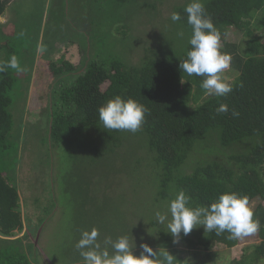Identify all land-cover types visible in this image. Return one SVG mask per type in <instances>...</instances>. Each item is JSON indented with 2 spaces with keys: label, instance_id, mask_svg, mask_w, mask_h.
I'll use <instances>...</instances> for the list:
<instances>
[{
  "label": "trees",
  "instance_id": "1",
  "mask_svg": "<svg viewBox=\"0 0 264 264\" xmlns=\"http://www.w3.org/2000/svg\"><path fill=\"white\" fill-rule=\"evenodd\" d=\"M128 1L131 12L124 18H117L120 15L117 9L124 1L112 9L109 7V14H104L107 16L106 27L112 26L109 28L112 35L105 39V45L109 41L121 45L123 50L116 48L117 55L109 48L97 50L95 57L84 60L81 67L64 62L62 57L58 59L59 67L56 63L45 64L50 80L44 85L48 91L53 83L54 99L52 102L49 99L53 93L40 97L44 98L43 102L39 100L32 106L35 112L30 117L32 123L26 112L23 135L27 128L33 130L34 118L41 105L46 104L50 108L46 110L42 130L51 146L67 145V159L74 153L76 145L92 152V160L100 172L97 198L107 200L108 204L112 201L105 236H100L103 234L101 219L93 220L94 228L103 240L108 237L115 240L122 235L132 238L130 231L123 229L124 221L114 226L109 223L120 220L116 208L124 195L114 193L112 188L117 186L114 183L121 181L124 190L128 189L131 195L125 200L129 222L143 219L144 226L149 227L145 234L142 227L138 229L140 233L133 249L135 255L140 254V245L146 239L144 244L157 252L166 249L175 256L177 264H189L180 257L179 244L202 251L203 259L198 264H216L215 247L230 250L243 239H233L228 232L217 235L199 226L187 236L181 235L179 243L174 244L166 224L156 222L155 212L167 213L169 200L181 190L191 198L189 207L207 206L220 194L235 192L248 198L253 219L259 221L260 227L247 237L259 242L247 245L239 259L229 260L226 264L264 263V206L261 204L264 201V0H203L206 13L220 33V51L231 56L230 69L235 71V76L229 77L228 82L233 91L219 98L205 93L201 87L202 77L188 76L179 68L190 47L187 42L191 26L184 12L190 0L173 5L172 12H179L181 19L172 22L169 17L164 23L163 34L157 39L158 46L144 48L146 56L138 60V64L133 60L136 63L132 65L129 59H133L131 51L137 45L128 54L124 49L129 41L136 43L130 31L140 21V10L145 9L154 18L155 2L161 5L166 0ZM5 4L0 0V16L5 11ZM112 12L115 13L112 15ZM123 19L126 20L123 25L116 24ZM230 28L242 32L241 43L226 42ZM181 31L183 38L177 36ZM130 37L132 41L128 39ZM80 48L83 51L82 45ZM72 78L70 86H66V81ZM223 79L226 82V78ZM15 81L10 68L0 73V264H42L32 256V248L38 241L39 235L37 239L35 237L40 224L53 210L49 207L52 200L38 211L34 225L26 214V205L15 183V167L10 169L8 163L16 160L19 151L11 114V91ZM117 95L132 98L147 108L145 121L136 133L106 129L100 122L98 107ZM221 103L227 104L229 111L217 114L215 110ZM233 109L238 116H232ZM122 147H126L123 154L120 152ZM117 164L120 166L116 167ZM103 171L107 177L101 179ZM101 185L107 186L103 194H100ZM108 190L111 193L106 197ZM255 201L259 203L254 204ZM98 209V216L106 210L104 206ZM118 226H121V232L116 230ZM79 238L80 235L75 244ZM74 247L65 249L66 264H83ZM101 247L106 246L101 244ZM107 247L111 252L110 246Z\"/></svg>",
  "mask_w": 264,
  "mask_h": 264
},
{
  "label": "rangeland",
  "instance_id": "2",
  "mask_svg": "<svg viewBox=\"0 0 264 264\" xmlns=\"http://www.w3.org/2000/svg\"><path fill=\"white\" fill-rule=\"evenodd\" d=\"M123 1L124 4H121L117 9L120 13V15L117 14V18L121 19L128 12H131L128 0H14L7 11L8 16L14 13L20 17L11 23L14 25L13 37L10 40L12 51L9 52L8 50V53L17 57L20 68H10L16 79L11 91L13 103L11 114L15 122L14 135L17 138L15 145L18 146L19 151L15 161L10 160L8 162L6 159V162L9 163L10 169L14 170L15 167V183L20 197L23 198L26 205V214L34 225L39 217L38 211L52 200L49 207L53 210L50 211V215L46 214L47 218L40 224L35 237L37 239V235H39V238L37 243L34 242L35 248H32V256L42 261V264H66L67 259L64 260L65 249L75 246V242L83 230L90 231L94 228L93 220L95 219H101L100 225L103 234L101 233L100 236H105L104 232L107 231L105 227L108 226L107 220L111 217L109 204L112 201H108V204L107 200L97 198L98 173L100 172L92 160V152L82 150L76 145L73 147L74 153L70 159H67L69 157L67 145L61 143L58 146H51L49 138L44 137L47 134L42 130V124L47 115L48 106L46 104L41 105L34 118L36 125L33 130L27 128L23 135L26 112L28 111V118L35 114L32 106L34 107V104H37L39 100L43 102L44 98L41 99V96L45 97V95L53 93L49 99L51 102L54 99L55 91L51 88L53 83L50 84L48 91L46 90L47 85H44L50 80L46 63L50 65L56 63L59 67L58 59L62 57L64 62L75 67H81L84 60L88 61V58L95 57L97 50L110 48L114 55L118 53L116 48L123 50L121 45L114 44L113 41H109L105 45V39L112 35V31H110L112 26L106 27L107 16L104 15L105 13L109 14V7L112 9L113 6ZM182 1L166 0L161 5L158 1L155 2L157 11L154 18L149 15V11L147 13L145 9L140 10L139 14L142 16L140 21H137L138 25L135 24L137 29L133 25L134 30L130 31L133 38H128L129 40L131 38L136 39V43L129 41L124 49L128 54L132 47L137 45L135 46L136 49L131 51L133 59H129L130 65L146 56L144 48L150 49L158 46L157 39L159 35L163 34L164 23L170 17L173 5L182 3ZM114 13L112 12V15ZM125 21L123 19L116 24L123 25ZM225 40L228 43L239 44L243 40V34L241 31L230 28L226 33ZM38 44L44 45L45 50L43 52L37 53ZM81 45L84 56L80 48ZM75 47H79V51ZM5 54H7V50H3L0 57ZM4 58H0V62ZM234 72L229 67L223 71L222 78H226L228 83L229 77L235 76ZM73 79L67 80L66 86H70ZM63 85L65 84L63 83ZM105 87L106 84L102 86L103 89ZM30 122L32 123V118H30ZM90 134H93V131ZM18 138L21 143H19ZM125 150L126 147L120 148L122 154L125 153ZM119 166V164L116 165V167ZM105 172L109 173L107 169ZM105 172L103 171L104 174L101 173V179L107 177ZM117 176L121 175L118 174ZM114 184L117 185L112 188L115 190L114 193L121 192L124 197L116 208L120 213L118 217L120 220L109 221V223L114 226L117 222L124 221L123 229L129 230L130 236L135 241L140 233L138 229L142 227L145 234L148 226H144L143 219H141L142 221L137 219L134 222H129L130 214L126 211L128 204L125 206V200H129L131 195L128 189L124 190L121 181ZM106 187L100 188V194H103ZM109 192V190L106 192V197L110 195ZM125 196L128 198L126 199ZM257 203L259 202L255 201L254 204ZM261 204L264 206V201ZM100 206H104L106 210L98 216L97 211ZM36 215L37 217H35ZM116 230L121 232V226H118ZM114 235L117 236L118 234ZM147 238H150L149 235ZM241 239L243 240L230 250L222 246L215 247L213 252L215 253L214 261L216 264H226L229 260L239 259L242 250L247 245L258 244L259 242L258 240L254 241L251 237ZM98 242L104 244L103 238L98 239ZM142 242L145 243L146 239H143ZM177 249L181 250L180 257L189 264H198L203 259V255L200 253L202 251L199 249L192 250L185 244H179Z\"/></svg>",
  "mask_w": 264,
  "mask_h": 264
},
{
  "label": "clouds",
  "instance_id": "3",
  "mask_svg": "<svg viewBox=\"0 0 264 264\" xmlns=\"http://www.w3.org/2000/svg\"><path fill=\"white\" fill-rule=\"evenodd\" d=\"M187 23L191 26L190 46L186 57L179 63V68L188 76L202 77L201 87L212 97H225L233 91V86L222 78V73L230 67L231 56L220 51V33L214 26L211 17L206 13L203 0H190L184 8ZM172 22L181 19L180 13L173 11ZM177 36L184 37L178 32ZM37 53L45 50L43 44L37 45ZM19 69L20 64L15 55L8 61L0 62V73L6 69ZM147 108L132 98L124 99L117 95L98 107V118L103 127L110 130H126L136 133L145 121ZM216 113L229 111L228 105L221 103ZM232 116L239 113L233 109ZM190 197L181 190L174 199H170L167 213L155 212L156 222L166 224L167 232L173 237V243H179L181 235L187 236L195 227L203 226L207 232L220 235L228 232L233 239L243 238L256 233L259 221L253 219L254 213L248 206L247 196L235 192L220 194L207 206L189 207ZM98 229L83 230L75 244L76 250L83 259V264H177L175 256L166 249L154 251L142 243L139 255L133 253V238L122 235L113 240L105 238L102 248L98 242ZM110 246L111 252L108 250Z\"/></svg>",
  "mask_w": 264,
  "mask_h": 264
},
{
  "label": "crops",
  "instance_id": "4",
  "mask_svg": "<svg viewBox=\"0 0 264 264\" xmlns=\"http://www.w3.org/2000/svg\"><path fill=\"white\" fill-rule=\"evenodd\" d=\"M2 1H5L6 4H5V11L0 16V54L3 50H7V54L3 55L0 58L5 57L3 60L6 59L8 61V59L12 56L11 53H8V50H9V52L12 51V49L10 47V40L13 37L14 25H12L11 23H14L15 19L16 20L20 19V17L18 14H14V13H12L11 16L7 15V11L11 7L10 4L14 0H2ZM75 48H77V47H75Z\"/></svg>",
  "mask_w": 264,
  "mask_h": 264
},
{
  "label": "water",
  "instance_id": "5",
  "mask_svg": "<svg viewBox=\"0 0 264 264\" xmlns=\"http://www.w3.org/2000/svg\"><path fill=\"white\" fill-rule=\"evenodd\" d=\"M40 231H41V229H40ZM40 231H39V232H40Z\"/></svg>",
  "mask_w": 264,
  "mask_h": 264
}]
</instances>
